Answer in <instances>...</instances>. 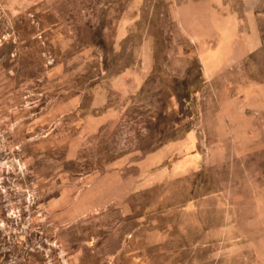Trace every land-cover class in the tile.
Masks as SVG:
<instances>
[{"label":"rangeland","instance_id":"374dc122","mask_svg":"<svg viewBox=\"0 0 264 264\" xmlns=\"http://www.w3.org/2000/svg\"><path fill=\"white\" fill-rule=\"evenodd\" d=\"M0 264H264V0H0Z\"/></svg>","mask_w":264,"mask_h":264},{"label":"crops","instance_id":"0c3cea01","mask_svg":"<svg viewBox=\"0 0 264 264\" xmlns=\"http://www.w3.org/2000/svg\"><path fill=\"white\" fill-rule=\"evenodd\" d=\"M244 53H246V52L244 50H242L241 48L229 47V48H217L214 50L213 54H219V55L226 56L224 60L229 61L232 58L231 57L232 55H242ZM213 61H214V59L208 60V63L210 62V64H212Z\"/></svg>","mask_w":264,"mask_h":264}]
</instances>
